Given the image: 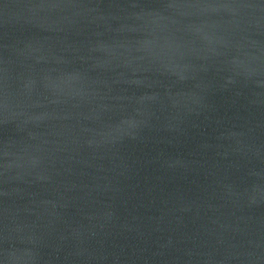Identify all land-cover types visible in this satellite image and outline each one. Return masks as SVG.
Masks as SVG:
<instances>
[{"label": "water", "instance_id": "95a60500", "mask_svg": "<svg viewBox=\"0 0 264 264\" xmlns=\"http://www.w3.org/2000/svg\"><path fill=\"white\" fill-rule=\"evenodd\" d=\"M0 264H264V0H0Z\"/></svg>", "mask_w": 264, "mask_h": 264}]
</instances>
